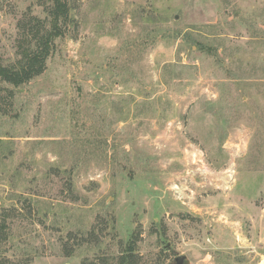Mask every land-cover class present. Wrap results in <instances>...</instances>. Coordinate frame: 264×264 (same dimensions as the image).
<instances>
[{
    "label": "rangeland",
    "instance_id": "1",
    "mask_svg": "<svg viewBox=\"0 0 264 264\" xmlns=\"http://www.w3.org/2000/svg\"><path fill=\"white\" fill-rule=\"evenodd\" d=\"M68 1L0 78V264H264V0ZM51 3L0 0L2 65Z\"/></svg>",
    "mask_w": 264,
    "mask_h": 264
},
{
    "label": "trees",
    "instance_id": "2",
    "mask_svg": "<svg viewBox=\"0 0 264 264\" xmlns=\"http://www.w3.org/2000/svg\"><path fill=\"white\" fill-rule=\"evenodd\" d=\"M51 2L47 28L39 30L40 34H37L36 41L29 42L30 44L25 47L18 67H8L0 62V78L14 87H20L45 72V63L53 50L55 39L65 34L71 18L70 3L68 0H51ZM138 238L137 233H133L120 255L105 261L104 264H138Z\"/></svg>",
    "mask_w": 264,
    "mask_h": 264
},
{
    "label": "water",
    "instance_id": "3",
    "mask_svg": "<svg viewBox=\"0 0 264 264\" xmlns=\"http://www.w3.org/2000/svg\"><path fill=\"white\" fill-rule=\"evenodd\" d=\"M182 260H184V257H179V258H177V261H178V262H181Z\"/></svg>",
    "mask_w": 264,
    "mask_h": 264
}]
</instances>
